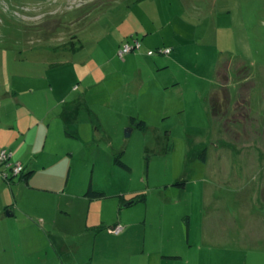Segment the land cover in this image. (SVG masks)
<instances>
[{
  "label": "rangeland",
  "instance_id": "obj_1",
  "mask_svg": "<svg viewBox=\"0 0 264 264\" xmlns=\"http://www.w3.org/2000/svg\"><path fill=\"white\" fill-rule=\"evenodd\" d=\"M132 36L143 47L121 57ZM150 50L151 58L137 56ZM7 89L15 92L8 104L17 94L25 116L47 117L41 129L65 107L78 116L73 137L63 126L46 133L31 182L36 198L21 203L40 224L38 213L48 222L70 217L71 234L52 232L81 249L78 264H133L127 236L107 234L108 221L147 226L151 252L156 234L174 229L178 241L162 252L178 253L177 264H264V238L244 244L239 232L246 217L264 224V0H0V95ZM213 94L225 97L218 117ZM90 187L104 194L90 198ZM209 210L217 215L210 225L232 226L224 248L201 239ZM52 224L70 226L57 217ZM24 239L7 250L17 264L69 255ZM152 256L148 264H159Z\"/></svg>",
  "mask_w": 264,
  "mask_h": 264
},
{
  "label": "crops",
  "instance_id": "obj_2",
  "mask_svg": "<svg viewBox=\"0 0 264 264\" xmlns=\"http://www.w3.org/2000/svg\"><path fill=\"white\" fill-rule=\"evenodd\" d=\"M141 47L143 46L141 45ZM133 55V53H129L125 57L128 56L127 58H130L131 56L132 58L134 57ZM137 56L151 58V55L146 54V52L139 53ZM155 66H158L157 62ZM159 69L162 68L160 67ZM134 72L139 73V77H142L144 69L140 67V69H135ZM144 83L145 82L142 79L138 88L142 89ZM14 93V91H9L7 89V91H5L3 95H0V145L2 148H9L18 147V145L20 144V148L14 152V159H18L25 165V173L30 170H33L34 172L28 181L25 180L26 185L23 184L24 174H21L11 180L5 179L0 175V264H17L14 258L9 257L11 258L9 260L7 250L8 247H21L24 244L23 241L25 240V236H27L28 240L35 238V240L33 241L35 245L32 246V248H41V250H43V248L47 249L49 248V246H51L54 250L62 249V251H65L67 249L69 251V255L67 256V258H64L62 256L61 258L59 257L58 259H55V257L52 256L47 260L46 264H78L82 262V260L80 259L81 255H79V251L81 249H73V245H75V243L69 240L68 238L67 240H65V236H59L62 239H59L57 242V240L55 239L57 236L55 233L52 232H57L58 230L62 233L71 234L69 232L72 231L73 227L72 225H70V217H65V215L56 216L57 218H62L63 222L70 226L65 228H58L55 230V226L52 224V222L56 220V217H53L52 220L48 222V220L45 219V215L38 213V217H41V220L45 221V224L42 222L43 225H41L42 223L40 224L29 218L27 215L30 214H25V209L21 206V203L23 201H27L30 204L36 198V195L33 193V191H31V182L38 173V166L40 165L38 164V156L43 151L42 145L44 144V146H46L49 142V138L45 137L46 133H49L50 128L52 130L53 125L55 127L63 126L67 127L70 131H66V135L73 137L72 133H74L75 131L78 132V126L74 122V120L77 119L78 116L77 114L73 115L74 111L70 110L72 109V107L70 106V109L65 107L66 104L61 103L59 98V104H63V106L65 107L63 109V113L58 116L56 115L52 118V121L47 124L49 128L41 129V122L43 120H46L47 117L36 119L37 117H35V115L33 114H26L25 116V114L22 112L23 102H21V100L17 98V94H15V98H12V103L8 104L7 99L12 97V94ZM9 94L10 97H8ZM76 103L77 100L74 102V104ZM35 123H37L36 127H34ZM60 138V136L55 134V136L52 138L53 143L58 141ZM214 147L219 149L222 147V145L215 144ZM34 160H37L38 162L35 163ZM209 199H213V197L209 192H207L203 195V200L205 203H207ZM84 200H86V198H84ZM74 204L77 207V203ZM127 205L130 206V204ZM7 211L12 212L13 214L7 215ZM84 213L85 211L83 209L82 211H80V216H83ZM60 214L64 213L60 211ZM88 215L89 219L90 210ZM214 216H217L215 210H209L207 216H202V221L204 224L202 225V235L200 236H202V241L212 246L224 248L228 246V243L231 244L234 238L231 231L232 226L225 224L210 225L209 221ZM228 216L231 217V215ZM25 222L28 223L25 224ZM112 223L113 221H108L107 227L117 224L118 222L113 224ZM260 224H253V219L251 222H249L246 217V224L243 222V226L239 228V232H241L240 238L242 243L244 242V244H248L250 241L254 242L259 238H264L263 233L261 234V232H264V224L258 226ZM137 227L138 225H135L134 222H131L124 226L122 232L111 233L108 230L107 234L117 235L116 238H120V236H127V243H125L127 245L124 247V250L126 251L128 258L132 259L133 264H135L134 261H136V263L138 264H148L152 260L151 258L153 257V253L157 255V262L159 264H168L171 263L173 260H177L175 261V263H178V259L181 258L178 253L172 252V254L167 255L164 251L162 252V248L167 247L168 244H170L171 248H173L172 245H174L178 241V237L174 229L171 233L167 235L160 236L156 234V239L161 238V242L156 241L157 245H154L152 247L159 248L156 250L152 249L151 252L148 248L149 244L151 245L152 242L148 241L149 229L147 228V226L144 229ZM75 228L78 230L77 227ZM163 232L167 233L170 231L165 229ZM179 232L182 235V231ZM96 240L97 238L95 239V249L92 257V262L94 261L97 248ZM259 243L261 242H258V244ZM47 244H49V246H46ZM113 249V252L119 254L121 253L120 247L118 249V247L114 245ZM45 253H48V251H45ZM110 255H112V252L110 253Z\"/></svg>",
  "mask_w": 264,
  "mask_h": 264
},
{
  "label": "trees",
  "instance_id": "obj_3",
  "mask_svg": "<svg viewBox=\"0 0 264 264\" xmlns=\"http://www.w3.org/2000/svg\"><path fill=\"white\" fill-rule=\"evenodd\" d=\"M171 52H172V50H171ZM170 52V53H171ZM169 53V54H170ZM129 54V53H128ZM164 54V53H163ZM154 55V54H153ZM164 55H167V54H164ZM225 79H227L228 77L227 76H225V75H222ZM225 90V95L227 96V90L226 89H224ZM216 94V93H215ZM215 94H213L212 96H211V98H210V100H211V103H210V110H212V115L213 116H219V115H221L222 114V112L224 111V106H225V97H224V100H221V96H219V95H215ZM131 121L133 122V124L134 125H136L138 128H146L147 127V122L145 121V120H142V119H139V118H137V117H135V116H132L131 117ZM10 150V149H9ZM12 151V150H11ZM12 153H13V156H12V160L14 161V152L12 151ZM19 160H16V162H18ZM116 161L118 162V163H120L121 165H123V166H125L126 168H129V166L126 164V163H124L122 160H120V158H116ZM19 162H21V161H19ZM22 163V162H21ZM22 165L24 166L23 167V172L22 173H20V174H18V175H13L11 172H10V170H7V169H5V167H4V165H0V175H1V172H3V170H7V171H9L10 172V176H9V178H5V179H14L16 176H19V175H23V178H24V180H26V181H28L29 180V178L32 176V174H33V170H30V171H28L27 173H25V170H26V167H25V165L22 163ZM2 176V175H1ZM3 177V176H2ZM104 193L103 192H101V191H99V190H94L92 187H90L89 188V190H88V192H87V196H89L90 198H99V197H101L102 195H103ZM125 197V196H124ZM141 198L139 197L138 199L136 198V199H132V200H130L129 202H126L127 204H130V205H132V204H134L135 202H137V201H139ZM119 225H121L120 223H117V224H114V225H112L111 227H109V229H111V228H115V227H117V226H119ZM123 226V225H122ZM124 227V226H123Z\"/></svg>",
  "mask_w": 264,
  "mask_h": 264
},
{
  "label": "built area",
  "instance_id": "obj_4",
  "mask_svg": "<svg viewBox=\"0 0 264 264\" xmlns=\"http://www.w3.org/2000/svg\"><path fill=\"white\" fill-rule=\"evenodd\" d=\"M140 48H141V41L138 38L135 39V37H133L132 41H128L127 43H125L122 49H120L119 55L121 57H125L128 53L134 52L135 50L140 49ZM157 52L169 54L171 52V49L161 48V49H158ZM149 54L153 55L155 54V51L150 50ZM12 156H13V153L11 150H9L8 148H0V165L1 166L4 165L5 169L10 170V172L13 175H18L23 172L24 166L19 161L18 162L13 161ZM7 170H3V172H1V175L4 178H9L10 176V172ZM123 229L124 227L122 225H119L115 228H111L110 231L115 232V233H120L123 231Z\"/></svg>",
  "mask_w": 264,
  "mask_h": 264
},
{
  "label": "water",
  "instance_id": "obj_5",
  "mask_svg": "<svg viewBox=\"0 0 264 264\" xmlns=\"http://www.w3.org/2000/svg\"><path fill=\"white\" fill-rule=\"evenodd\" d=\"M128 135H130V133H128ZM13 213L10 211H7V215H12Z\"/></svg>",
  "mask_w": 264,
  "mask_h": 264
}]
</instances>
